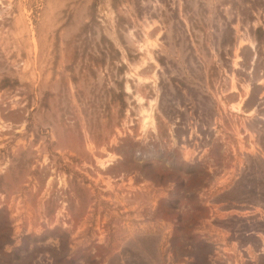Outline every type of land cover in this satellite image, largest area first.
I'll use <instances>...</instances> for the list:
<instances>
[{
  "label": "rangeland",
  "instance_id": "rangeland-1",
  "mask_svg": "<svg viewBox=\"0 0 264 264\" xmlns=\"http://www.w3.org/2000/svg\"><path fill=\"white\" fill-rule=\"evenodd\" d=\"M264 0H0V264H264Z\"/></svg>",
  "mask_w": 264,
  "mask_h": 264
},
{
  "label": "trees",
  "instance_id": "trees-1",
  "mask_svg": "<svg viewBox=\"0 0 264 264\" xmlns=\"http://www.w3.org/2000/svg\"><path fill=\"white\" fill-rule=\"evenodd\" d=\"M264 35V28H259L257 30V41L260 42V36Z\"/></svg>",
  "mask_w": 264,
  "mask_h": 264
}]
</instances>
